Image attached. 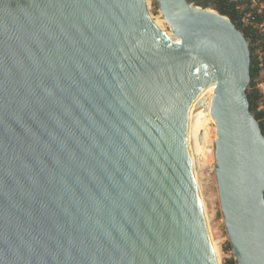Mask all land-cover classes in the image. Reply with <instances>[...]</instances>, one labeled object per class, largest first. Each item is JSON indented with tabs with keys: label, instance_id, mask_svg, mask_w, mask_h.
I'll return each instance as SVG.
<instances>
[{
	"label": "water",
	"instance_id": "obj_1",
	"mask_svg": "<svg viewBox=\"0 0 264 264\" xmlns=\"http://www.w3.org/2000/svg\"><path fill=\"white\" fill-rule=\"evenodd\" d=\"M156 2L172 39L142 0H0V264H217L187 145L216 56L220 212L233 259L264 264L248 43L215 10Z\"/></svg>",
	"mask_w": 264,
	"mask_h": 264
},
{
	"label": "trees",
	"instance_id": "obj_2",
	"mask_svg": "<svg viewBox=\"0 0 264 264\" xmlns=\"http://www.w3.org/2000/svg\"><path fill=\"white\" fill-rule=\"evenodd\" d=\"M209 7L225 16L243 34L248 43L250 54V83L246 90L249 103V111L257 121L260 131L264 136V90L259 88L264 85V32L261 25L264 24V15L257 14L249 9V0H187ZM243 6V8L241 7ZM251 12L252 16L248 21H243V15ZM227 251H231L230 247ZM227 264H236L231 259Z\"/></svg>",
	"mask_w": 264,
	"mask_h": 264
},
{
	"label": "rangeland",
	"instance_id": "obj_3",
	"mask_svg": "<svg viewBox=\"0 0 264 264\" xmlns=\"http://www.w3.org/2000/svg\"><path fill=\"white\" fill-rule=\"evenodd\" d=\"M148 14L153 19L163 20L157 7L156 0H146ZM243 8V6H241ZM209 10V7H206ZM164 31L171 32L170 26L163 20ZM264 32V27L262 28ZM259 88L263 91L264 85ZM208 123V124H207ZM204 140H202V152L195 157L196 166V187L198 196L203 206L207 228L213 240L215 248V259L217 264H227L231 259V251H227L229 242L225 233L224 224L220 212L217 188L214 177V141L216 139L215 125L212 119L206 121L204 130ZM231 250V249H230ZM233 258V257H232ZM234 260V259H233ZM235 261V260H234ZM236 262V261H235ZM236 264H238L236 262Z\"/></svg>",
	"mask_w": 264,
	"mask_h": 264
},
{
	"label": "bare ground",
	"instance_id": "obj_4",
	"mask_svg": "<svg viewBox=\"0 0 264 264\" xmlns=\"http://www.w3.org/2000/svg\"><path fill=\"white\" fill-rule=\"evenodd\" d=\"M145 8L147 10L146 6V0H142ZM150 16V15H149ZM151 21L153 24L161 31L163 32L167 38L172 39V29L171 32H165L164 31V24L163 20H160L158 18L153 19L151 18ZM176 43H178L176 41ZM217 60L218 57L216 56L212 61L208 63L206 66V69L204 71L203 77L201 79V82L198 87V95L203 107L204 112H201L197 115V117L193 120L190 130H189V135H188V150H189V159H190V166L192 170V175H193V180H194V185H195V191L198 199V203L200 205V210L204 219V223L206 225L209 241H210V246L212 248L213 254H215V248H214V243L213 240L210 237V232L207 228L206 224V218L203 210L202 203L200 201V198L198 196V191L196 187V166H195V157L202 152L201 144L202 140H204V130H205V125L206 121L212 117L210 116V102L213 97V92L215 88V78H216V72H217ZM213 123L214 120L212 119ZM208 124V123H207ZM215 124V123H214ZM206 133V132H205ZM215 257V256H214Z\"/></svg>",
	"mask_w": 264,
	"mask_h": 264
},
{
	"label": "built area",
	"instance_id": "obj_5",
	"mask_svg": "<svg viewBox=\"0 0 264 264\" xmlns=\"http://www.w3.org/2000/svg\"><path fill=\"white\" fill-rule=\"evenodd\" d=\"M249 9L252 11L254 10L257 14L264 15V0H249ZM252 13L248 12L243 15V21H248L249 18H251ZM261 27H264V24L261 25Z\"/></svg>",
	"mask_w": 264,
	"mask_h": 264
}]
</instances>
